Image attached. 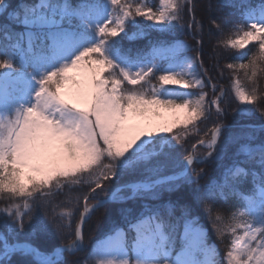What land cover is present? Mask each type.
Listing matches in <instances>:
<instances>
[{
    "label": "snow or ice",
    "instance_id": "6c2138e0",
    "mask_svg": "<svg viewBox=\"0 0 264 264\" xmlns=\"http://www.w3.org/2000/svg\"><path fill=\"white\" fill-rule=\"evenodd\" d=\"M223 6L238 15L212 20L229 33L217 47L236 53L232 125L195 0H0V264H264V124L244 122L264 96V0ZM150 33L144 48L123 46ZM111 205L117 219L82 256L85 225ZM53 234L60 246L42 251Z\"/></svg>",
    "mask_w": 264,
    "mask_h": 264
},
{
    "label": "trees",
    "instance_id": "16d2710c",
    "mask_svg": "<svg viewBox=\"0 0 264 264\" xmlns=\"http://www.w3.org/2000/svg\"><path fill=\"white\" fill-rule=\"evenodd\" d=\"M10 3L13 5L21 3V0H9ZM225 0H195L196 8H195V17L198 21H200L203 24V47H202V61L205 66V68L209 69L208 75H211L213 78V82L217 83V92H219V89L222 87L225 89V97L224 101L222 102V107L226 108V116H225V124L232 125L234 123V116L235 113L233 112V109L238 107L237 102L235 101L234 96L231 92V80L233 73L225 68V64L229 62H233V56L236 55L234 52H224L222 49L217 47L218 40L226 39L229 33L226 31L225 33L221 34L217 31L215 26L212 23V20L215 19L219 23H223L225 21L229 22H236L238 21V15L235 11V9L231 7H224ZM231 2V0H229ZM252 3H258L259 0H251ZM190 17L186 14L184 17V22L187 23ZM3 18H0V23H3ZM147 23V22H143ZM131 31V29H129ZM157 33H150L147 37L141 40H136L129 42L128 40H123V46L125 48H144L148 41L151 39L157 38ZM177 38L182 40L184 43L188 44L190 47L194 46V41L191 40L188 37H185L183 35L177 34ZM117 39H120L117 37ZM249 49H251L252 52L256 51L255 44H250ZM189 56L195 57V52H189ZM245 63L248 61L245 60ZM199 66V62H197ZM221 71H223V76H221ZM239 75L241 81L245 83L246 87L251 88V85L247 84V81L245 80L244 73L241 71L237 73ZM153 83H156L155 79L152 81ZM258 84H259V93H264V75H262L260 78H258ZM205 91L208 92V100L210 101L213 98L212 92L210 89H205ZM244 107H249L253 109V115L250 120L244 121L245 123H250L254 125H261L264 124V117L260 116V113L256 111V108L264 110V96L257 102L255 106L248 105ZM215 120V110H212V115L210 119L206 122L199 123V135H189L186 138V147L189 149L191 148V145L195 143L200 136L203 135L205 131H207L211 126L213 121ZM177 131H180L177 129ZM183 159V157H181ZM200 167L198 166L197 170H199ZM209 175L212 174V169L209 167L208 169ZM205 181H202V183ZM68 193L65 192L63 195L58 196L56 198V203H60L64 201L67 197ZM73 198H75L78 193L73 192L71 194ZM177 197L176 195H173V199L175 200ZM183 202V201H182ZM7 204V201L0 200V208L5 207ZM119 206L117 205H111L108 209H101L98 211L95 216H93L92 220L85 225L84 228V235H85V244H86V251L85 253L81 254L82 256H86L88 252H90L93 245L100 239H103L105 232L107 231L108 226L117 219V208ZM221 210L224 212L225 216L228 214L227 205L220 206ZM195 214L199 218V223L207 230V235L209 242L212 244H215L216 247L219 249V252L221 256H223L224 252L226 251V245L221 244L214 233L212 224L209 222L208 217L204 213V210L202 207L197 206ZM41 218L43 219V213H41ZM27 222V218H26ZM75 226V220L73 221V227ZM37 245L40 247L42 251L49 252L55 247L60 246V239L53 234L47 241L41 242L37 241ZM69 259H77V257L69 258Z\"/></svg>",
    "mask_w": 264,
    "mask_h": 264
},
{
    "label": "rangeland",
    "instance_id": "374dc122",
    "mask_svg": "<svg viewBox=\"0 0 264 264\" xmlns=\"http://www.w3.org/2000/svg\"><path fill=\"white\" fill-rule=\"evenodd\" d=\"M198 65V64H197ZM188 91H193V90H188ZM165 115V119L168 120L169 122L171 121V115L170 114H164Z\"/></svg>",
    "mask_w": 264,
    "mask_h": 264
}]
</instances>
